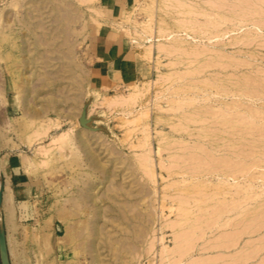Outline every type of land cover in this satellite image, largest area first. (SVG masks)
<instances>
[{
    "label": "rangeland",
    "instance_id": "374dc122",
    "mask_svg": "<svg viewBox=\"0 0 264 264\" xmlns=\"http://www.w3.org/2000/svg\"><path fill=\"white\" fill-rule=\"evenodd\" d=\"M80 1L0 0V179L14 207L13 224L2 221L9 263L171 264L162 247L184 244L189 249L172 251L176 264H264V0H134L111 16L100 0ZM190 17L200 27L194 32L179 26ZM145 22L149 35L159 24L167 35L153 37L150 55L140 56L143 39L133 32ZM108 30L143 67L131 82L101 83L94 71ZM174 44L185 53L158 49ZM135 84L134 108L144 113L133 118L116 95ZM18 181L29 184L25 198L15 196ZM182 202L190 206L184 217ZM209 211L219 225L209 223ZM203 216L211 227H202ZM193 220L201 228L194 231Z\"/></svg>",
    "mask_w": 264,
    "mask_h": 264
},
{
    "label": "bare ground",
    "instance_id": "6f19581e",
    "mask_svg": "<svg viewBox=\"0 0 264 264\" xmlns=\"http://www.w3.org/2000/svg\"><path fill=\"white\" fill-rule=\"evenodd\" d=\"M82 1V2H81ZM80 2L81 3H84L85 1H83V0H81ZM87 1V0H86ZM176 2V1H175ZM168 3V2H167ZM178 3V2H177ZM178 5H179V3H178ZM141 7V6H140ZM148 7H150V5H148L147 7H145V3H144V8H148ZM152 7V6H151ZM187 7V6H186ZM189 8H192V7H190V6H188ZM174 8H176V7H174ZM180 8H182V7H180ZM193 9V8H192ZM186 11H188L189 12V10L188 9H185V12ZM192 11V10H191ZM125 12V11H124ZM184 12V13H185ZM187 12V13H188ZM140 13V12H139ZM190 14H191V12H190ZM189 15V14H188ZM126 21V19H123V21ZM124 21V22H125ZM132 20H130V17H129V22H131ZM178 23V22H177ZM181 23V25H179L180 27H184V30H186V29H189L190 31H192V32H194V30L195 29H197V28H200L199 26H197V25H195L194 24V21H193V19L190 17V19H188V20H186V22H180ZM210 25V24H209ZM142 28H143V30H141V31H134L133 32V34H135V36H138V38H142L143 40L144 39H147L148 41H149V44H146V43H143V40H141L140 42H137V53H138V55H143V56H146V55H150V52H151V50H152V48H153V46H154V43H153V41H152V39H153V37H161V38H163V37H166V35H167V31H166V29L161 25V24H159V26H158V30H157V32H156V34L154 33V35L152 36V35H149L148 33H150L151 31H152V26H151V24H149L148 22H145V23H143L142 24ZM186 28V29H185ZM130 30V29H129ZM128 30V31H129ZM200 30V29H199ZM125 31V30H124ZM128 31H126V32H128ZM125 32V33H126ZM128 34H130V36L132 37V31H129L128 32ZM190 35V36H189ZM170 36V35H169ZM188 36L192 39V38H195L194 37V35L192 36V33H189L188 34ZM169 38H172V35L169 37ZM175 45H177V44H174L173 46L174 47H172V49H170V47L169 48H167V49H165L164 47H158V49H159V51H166V52H168V53H173V52H179L180 50H181V52H183L182 51V49H179L180 48V46L178 45L177 47L175 46ZM196 47V46H195ZM199 49V48H198ZM189 52V51H188ZM183 53H185V52H183ZM198 53L199 52H194V51H192L191 52V54H193V58H194V56L195 55H198ZM190 54V55H191ZM202 54H204L203 52H202ZM201 54V55H202ZM130 55V54H129ZM200 55V56H201ZM189 56V55H188ZM187 56V57H188ZM192 56V55H191ZM199 55L198 56H195V57H200ZM224 59H225V57H223ZM222 58V59H223ZM221 60V59H220ZM208 62V61H207ZM210 63V62H209ZM211 64V63H210ZM204 66V65H203ZM207 66H209V65H207ZM199 69H201V68H199ZM194 72H195V70H193ZM173 76L174 75H171V77L170 76H168V78L167 79H170V78H173ZM160 82H163V80H161ZM133 84V83H132ZM140 88V86H138L137 84H135V85H130V86H128V90H127V92L126 93H122V94H117L116 96H117V98H118V100H120L123 104L122 105H124L123 107H124V109H123V112L124 113H126L127 115H131L133 118H135V117H137V116H140V115H142L144 112H143V107H140V108H134V105H135V102H136V98L138 97V95H140V92H141V90L139 89ZM184 102L186 103V101L185 100H183V101H181L180 103L179 102H177V106H171V109H173V110H176V109H178V108H180L181 107V105L182 104H184ZM176 103V102H175ZM174 126V125H173ZM179 127V126H178ZM178 127H176V129L178 130V131H181L182 129H183V127H184V125L182 126H180L179 128ZM173 129V128H172ZM180 129V130H179ZM186 130V129H185ZM144 131V133H146V131L145 130H143ZM64 135L65 134H60V135H57V136H55L54 138H56V140H61V139H63V137H64ZM146 139L147 138H145V140L144 141H146ZM144 155V154H143ZM143 155H141V157H139V158H141L140 159V162H141V164L143 165V168L145 169V171L146 172H148V173H150V176H153L152 175V173H153V171H152V167H151V165H150V163H149V156L148 155H146V156H144V157H142ZM31 161V159L30 158H27V157H25V156H23L22 157V163L25 165V166H27L28 164H29V162ZM0 163H1V161H0ZM194 167V166H193ZM193 167H191L192 168V170H193ZM196 167V166H195ZM172 168V167H171ZM175 168V167H174ZM187 168V167H186ZM185 168V169H186ZM191 168H190V171H192L191 170ZM168 169V168H167ZM184 169V168H183ZM182 169V170H183ZM188 169V168H187ZM195 169V168H194ZM197 170H196V172L198 173V170L200 169V167L198 168H196ZM172 170V169H171ZM180 170H181V168H180ZM179 171V170H178ZM184 171V170H183ZM186 171V170H185ZM183 172V174H185L187 171L188 172H190L189 170H187L186 172ZM194 172V174L196 173L195 171H193ZM200 173V172H199ZM191 174L192 175H194L192 172H191ZM149 175V174H148ZM1 186V185H0ZM246 187V189H247V186H245ZM222 188V187H221ZM2 192H1V215H2V221L4 222V225H11V224H13V222H12V220H13V217H14V207H13V195H12V192H11V190H10V188L8 187V186H2ZM245 188H241V191L242 190H246ZM28 191H29V188L28 187H26V189H25V192H24V194H27L28 193ZM222 194L223 193H225L226 192V190L224 191V192H222L221 190H219ZM240 191V192H241ZM239 193V192H238ZM240 194V193H239ZM241 197V196H240ZM251 197V196H250ZM248 198V197H247ZM238 199V198H237ZM237 199H235L234 201L236 202L237 201ZM246 199V198H245ZM241 200H243L244 201V198H242ZM240 200V201H241ZM238 201H239V199H238ZM240 201H239V203H240ZM246 201H247V199H246ZM246 201H244V202H246ZM184 202H186V201H184ZM184 202H182L183 203V205H182V210H180V208H179V210H180V212L181 211H183V213L181 212V215L182 214H185V212L187 211V213H188V210H187V207H190L189 205L187 206V205H185L186 203H184ZM235 202H233V203H235ZM189 203V202H188ZM239 203H238V205H239ZM243 203V202H242ZM242 203H240V205H244V203L242 204ZM236 204V203H235ZM235 204H233V205H235ZM180 205H181V202H180ZM237 205V204H236ZM235 205V206H236ZM237 205V206H238ZM240 205L238 206V207H240ZM186 206V207H185ZM223 207V206H222ZM228 207V206H227ZM230 207V206H229ZM226 208V207H225ZM231 208V209H230ZM229 209L232 211V209H234L235 210V207L233 206V207H230ZM237 208V207H236ZM189 209H191V208H189ZM220 209V208H219ZM223 208H221L220 209V211H217L218 213L219 212H221V210H222ZM238 209H240V208H238ZM206 210H207V208H206ZM205 210V211H206ZM217 209H215V211H216ZM233 210V211H234ZM241 210V209H240ZM243 210V209H242ZM201 211H203V210H201ZM212 212H213V210H211ZM231 211H229V212H231ZM232 211V212H233ZM190 212V211H189ZM211 212V213H212ZM223 212H228L227 210L226 211H223L222 210V214H223ZM228 212V213H229ZM238 212V211H237ZM208 213V212H207ZM210 213V211H209V213L207 214V216L209 215V214H211ZM239 214H240V212H238ZM222 214H220V215H222ZM238 214V215H239ZM237 215V216H238ZM183 217H184V215H182ZM181 216V217H182ZM187 215H185V217H186ZM205 216H206V212H205ZM205 216H203L204 217V219L207 217H205ZM210 216V215H209ZM207 217V220L209 221L213 216H215L214 215V213L212 214V216L211 217ZM236 216V215H235ZM198 217V216H197ZM200 217H202V216H200ZM216 217H217V213H216ZM199 218V217H198ZM213 218H215V217H213ZM212 218V219H213ZM218 218L220 219V216H219V214H218ZM224 218V217H223ZM187 219V218H186ZM197 219V218H196ZM200 219V218H199ZM199 219H197V220H195V221H197V223L198 224H200L201 223V221H203V220H199ZM226 219H231V218H226ZM198 220L200 221V223L198 222ZM206 220V219H205ZM204 220V222H206ZM218 219L217 218H215V221H214V219L213 220H210V221H212V222H214V223H212L213 225L212 226H214V224L216 225V224H218V223H216V221H217ZM229 220L227 221V220H225V222L227 221V223L229 222ZM208 221L206 222V223H203L202 224V227H211V226H207L206 224L208 223ZM210 221H209V223H210ZM221 222V221H220ZM192 223H194V224H192V228H194L195 226H196V222H194V220H193V222ZM196 223V224H195ZM227 223H225V224H227ZM206 226H205V225ZM224 224V223H223ZM222 224V225H223ZM224 224V225H225ZM176 225V224H175ZM219 225V224H218ZM221 225V224H220ZM257 225V224H256ZM198 226V228L201 226V225H197ZM196 226V227H197ZM176 227H177V225H176ZM195 227V228H196ZM222 227V226H221ZM195 228H194V231H195ZM201 228V227H200ZM241 230V229H240ZM244 230V229H243ZM192 230H190V232H191ZM194 231L193 232H191V235H189V236H193L192 234H194ZM239 231V230H238ZM196 232H198V231H196ZM204 232V231H203ZM242 232V231H241ZM189 233V232H188ZM199 233V232H198ZM203 234V233H202ZM199 235V234H198ZM188 236V235H187ZM194 237V236H193ZM229 237L230 236H228V237H226V238H228L229 239ZM180 238V237H179ZM183 238H185V236H183ZM225 237L224 238H222L221 240L223 241V239H226ZM235 238V237H234ZM234 238H232L231 240H233ZM181 239H182V237H181ZM189 239H191V237L189 238V237H187V239L186 240H184V239H182L181 240V243H185L186 241H187V243H188V240ZM196 239V238H195ZM194 238L192 239V241L193 240H195ZM180 240V239H179ZM184 240V241H183ZM231 240H227L226 239V242H225V244L227 243V241H231ZM183 241V242H182ZM191 241V240H190ZM224 242V241H223ZM223 242H221V243H223ZM180 243V244H181ZM187 243H185V244H187ZM193 243V242H192ZM191 243V244H192ZM191 244H189L188 243V245H189V247L191 246ZM183 245V246H182ZM193 245V244H192ZM220 245H223V244H220ZM178 246V245H177ZM177 246H176V248H173V250H171V249H165L166 248V246H163L162 248L164 249V250H161L162 252V254H164L165 255V259H166V261H167V259L169 258V257H173L172 258V262H174L175 264L178 262V260H177V258H174V256H173V254L176 256V254L175 253H177L179 250H176V251H174L175 249H180L181 248V250L184 248V247H187V245L185 246L184 244H181V246L183 247H181L180 245V248H179V246H178V248H177ZM188 248V247H187ZM187 248H185V250H188ZM192 249V247L190 248V250ZM166 250H168V251H166ZM169 250H171V254H169ZM184 250V251H185ZM189 250V251H190ZM193 250V249H192ZM191 250V251H192ZM172 251H174V253L172 254ZM188 251V252H189ZM168 252V253H167ZM180 252V251H179ZM187 251H185L184 253H182V254H185V253H188ZM190 253V252H189ZM168 254H169V256H168ZM182 254H179V255H181V256H183ZM249 254V253H248ZM170 255H172V256H170ZM241 255V254H240ZM166 256H167V258H166ZM177 256H178V254H177ZM162 257H163V255H162ZM180 257V256H179ZM170 259V258H169ZM179 259V258H178ZM238 259H239V257H238ZM98 259L96 258V257H94V261L96 262ZM176 260H177V262H176ZM180 260L181 259H179V262H180ZM93 261V262H94ZM171 261V260H170ZM190 261V260H189ZM188 261V262H189ZM202 260H200L199 262H201ZM207 260H205V262H204V260H203V263H206V264H210V261H209V263H208V261L206 262ZM213 261V260H212ZM211 261V262H212ZM169 262V261H168ZM171 262V264H174V263H172ZM195 262V261H194ZM193 261H192V263L191 264H193L194 263ZM198 261H196L195 263L196 264H198L197 263ZM238 262V261H237ZM189 263V264H190ZM202 263V262H201ZM200 263V264H201ZM179 264V263H178Z\"/></svg>",
    "mask_w": 264,
    "mask_h": 264
},
{
    "label": "crops",
    "instance_id": "0c3cea01",
    "mask_svg": "<svg viewBox=\"0 0 264 264\" xmlns=\"http://www.w3.org/2000/svg\"><path fill=\"white\" fill-rule=\"evenodd\" d=\"M100 1V7L102 10L107 12L110 16L113 9L117 8L120 11L123 6L127 5L129 2H134V0ZM108 20L112 21L113 19ZM105 25L109 26L110 24ZM113 33L112 30H108L103 38H98L96 55L100 62L94 66V71L98 73V79L101 83L103 81L105 82L106 79H114L115 81L120 80L123 83L131 82L137 77V75H139L138 73L143 67H140L136 61L129 57L130 50L124 46L123 40H120L119 38L117 40ZM15 186H18L17 189L15 187L13 189L15 196L25 198L24 192L29 184H27L26 181H18Z\"/></svg>",
    "mask_w": 264,
    "mask_h": 264
},
{
    "label": "water",
    "instance_id": "95a60500",
    "mask_svg": "<svg viewBox=\"0 0 264 264\" xmlns=\"http://www.w3.org/2000/svg\"><path fill=\"white\" fill-rule=\"evenodd\" d=\"M2 179H0V263L1 264H10L6 249V243H5V233H4V227L2 223V217H1V192H2Z\"/></svg>",
    "mask_w": 264,
    "mask_h": 264
}]
</instances>
